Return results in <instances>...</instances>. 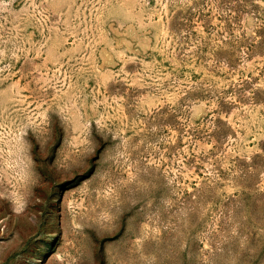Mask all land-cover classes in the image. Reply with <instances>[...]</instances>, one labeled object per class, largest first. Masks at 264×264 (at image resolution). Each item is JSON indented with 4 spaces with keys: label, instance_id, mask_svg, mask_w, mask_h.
<instances>
[{
    "label": "rangeland",
    "instance_id": "rangeland-1",
    "mask_svg": "<svg viewBox=\"0 0 264 264\" xmlns=\"http://www.w3.org/2000/svg\"><path fill=\"white\" fill-rule=\"evenodd\" d=\"M0 264H264V0H0Z\"/></svg>",
    "mask_w": 264,
    "mask_h": 264
}]
</instances>
